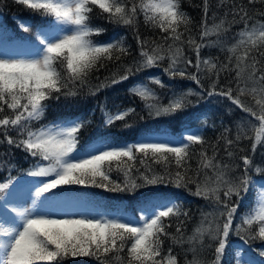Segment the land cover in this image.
<instances>
[{"label": "snow or ice", "instance_id": "snow-or-ice-1", "mask_svg": "<svg viewBox=\"0 0 264 264\" xmlns=\"http://www.w3.org/2000/svg\"><path fill=\"white\" fill-rule=\"evenodd\" d=\"M13 2L45 18L47 24L35 32L37 44L31 46L32 54L0 56V145L6 143L9 149L31 157L22 175L39 181L28 207L9 203L16 177L9 174L0 182V207L6 213L0 215V264H65L76 257H91L98 264H179L173 246L184 251L185 264H231L230 235L234 233L244 245L264 242V162L257 164L253 159L257 148L264 146V19H260L264 11L249 12V6L264 5V0H247L246 4L217 0L216 8L224 9L222 15L212 10L211 0H202L193 5L202 12L195 30L182 0ZM93 18L131 30L138 57L122 35L113 34L106 41L94 39L106 29L94 25ZM16 20L23 32H33L31 23L20 17ZM141 23L151 37L141 35ZM237 23L243 26L232 32ZM204 48L218 49L224 59L203 56ZM128 57H132L130 63ZM109 65L115 70L102 80L96 76L93 82V74ZM159 67L169 80L193 81L200 91H177L158 76L134 83L128 91L143 102L149 117L174 116L192 104L189 97H202L206 92L246 114L235 123V133L221 124L222 131L211 142L200 131L186 132L177 139L146 133L130 143L108 139L81 149L80 133L90 120L63 116L36 126L52 101H63L69 107L85 93L96 96ZM150 85L170 90L166 104ZM100 110L105 126L124 121L129 128L127 119L136 114L134 107L117 106L113 112L101 106ZM202 124L207 126V116ZM245 140L251 141L252 155L241 154L246 153L240 147ZM5 164L0 159V166ZM6 166L11 173L14 165ZM113 171L122 174V182L110 178ZM253 172L261 177L260 182L254 180ZM64 185L132 195L142 188L170 186L210 202L213 210L202 211L191 235L185 233L189 213L175 192L145 193L131 215L42 210V198ZM250 190L252 205L237 217ZM165 241H171L167 252ZM188 253L192 254L190 260ZM259 255L264 257V247ZM239 257L237 251L235 264H241Z\"/></svg>", "mask_w": 264, "mask_h": 264}, {"label": "trees", "instance_id": "trees-1", "mask_svg": "<svg viewBox=\"0 0 264 264\" xmlns=\"http://www.w3.org/2000/svg\"><path fill=\"white\" fill-rule=\"evenodd\" d=\"M236 2H243L246 4L247 0H236ZM201 3L202 0H182V8L192 18L194 22V30L200 23L202 12L200 8L193 7V5H199ZM216 4L217 0H211L212 10L217 11L218 15H222L224 9H217ZM253 9L264 11V5L255 4L249 6L250 14H252ZM209 15L211 16V13ZM17 17H20L25 22L31 23L33 26V32H23L17 23ZM260 19H264V17H260ZM92 23L94 25H102L106 29L103 35L94 37V39L98 41H106L113 36V34L122 35L126 38L127 44L131 46L133 54L138 57L136 41L131 30L108 24L105 21L96 18H93ZM209 23H211V20H209ZM46 24L47 20L45 18L35 15L24 9L22 6L15 4L13 0H0V51L7 53L11 52L22 57L32 54L31 46L37 44L35 32L39 30L38 26H46ZM242 26V24L237 23L233 26L232 32L238 31ZM139 31L142 36L151 37L152 35V33L143 26V23H141ZM202 55L205 57L209 55L213 57L219 56L220 59L223 60L225 54L221 53L216 48H204L202 49ZM131 60L132 57L126 58V62L128 63H130ZM114 70L115 68L112 65H109L107 69H101L99 72L93 74V82H95L96 76H99L102 80ZM148 76L160 77L165 84L170 85L177 91H186L189 88L196 92L200 91L193 81L181 79L169 80V78L163 73V67L151 68L138 73L136 76L131 77L128 81H125L122 84L103 89L97 93L96 96H90L85 93L69 107H66L63 101L59 104L52 101L51 107L46 113L45 118L38 122L36 126L38 127L39 124L48 123L49 121L63 116H79L90 120V124L80 133V147L83 149L86 145L92 142L100 143L108 139L130 143L139 135L146 133L164 135L177 139L186 131H200L203 133L205 139L211 142L215 141L216 137L222 131L221 124L232 127L234 134L235 123L239 121L241 117H246V114L240 112V110L236 109L234 105H230V102L227 100L216 96L208 97L206 92L203 93L202 97L195 95L189 97L192 104L184 111L178 112L174 116L159 118L149 117L144 110L143 102L128 91L130 86L137 82L146 81ZM223 82L224 80L222 77L221 83ZM203 83L205 87L208 86L207 80L203 81ZM150 86L156 89L157 94L163 98L162 102L166 104L168 102L167 96L171 95L170 90L168 88L160 89L155 85ZM244 99L246 102L251 103L247 98ZM101 106H104L113 112L116 110L117 106L121 108L134 107L136 109V114L127 119V122L131 124V127L125 128L124 121H117L111 126H105L103 113L100 110ZM205 116H207V126L202 124V120ZM141 117H143V119H141ZM212 125H215V127H212ZM12 135L15 136V133L13 132ZM249 135H254V133L250 131ZM240 147L246 149V153L241 154L252 155L251 141H242ZM208 154L210 155L211 153L209 152ZM0 159L6 162L4 166H0V182H4L9 174L17 178L14 182V189L9 194V203L13 204L14 201L12 196L17 194L21 185H29L32 182L33 178L22 175V172L29 168L32 158H26V154L19 149H9L5 143L4 145H0ZM253 159L257 164L264 162V146L257 148ZM190 163L195 166V161H190ZM7 164L14 165L11 173H9V169L6 166ZM155 167L159 168L158 165ZM252 175L254 180L258 182L261 181V177L256 173L253 172ZM110 178L117 182L123 181L122 174L117 171L111 172ZM190 187L194 190V186ZM156 191H169L180 194L184 201L183 208L189 213V219L185 224L186 235H191L195 227L200 223L202 219V211L208 213L213 210L210 202L205 201L200 197L188 195L183 189H175L170 186L167 188L165 186H159L158 188H142L138 190L136 194L132 195L121 192H109L105 191L103 188L91 186L64 185L47 193V196L42 198L41 208H53L66 201L80 199L83 200L87 206L98 211H113L122 207L125 211H131L133 213V209L138 207L137 202L144 198L145 193L150 194ZM252 202L253 192L250 190L240 204L237 217H239L241 213H244L252 205ZM2 203L3 202L0 201V204ZM5 214L3 207H0V215ZM136 214H138V212ZM170 231H174V228L170 229ZM229 242L231 244V264H235V253L237 251L240 252L239 259L241 260V264H264V257L259 255V250L264 247V242L255 240L249 245H244L234 233L230 235ZM170 244L171 241H165V252H167ZM184 248H187V245H184ZM173 251L174 254H179V264H185L184 251L178 246H173ZM204 256L207 259H211L210 253H205ZM187 259H192L191 253L187 254ZM226 259L228 258L226 257ZM65 264H98V261L91 257H76L69 258L65 261Z\"/></svg>", "mask_w": 264, "mask_h": 264}, {"label": "rangeland", "instance_id": "rangeland-1", "mask_svg": "<svg viewBox=\"0 0 264 264\" xmlns=\"http://www.w3.org/2000/svg\"><path fill=\"white\" fill-rule=\"evenodd\" d=\"M2 55H10V56H19L17 54H13L11 52H2L0 51V56ZM26 57V56H25ZM189 132V131H186ZM185 132V133H186ZM159 138L161 139H174L172 137L164 136V135H158ZM37 178H33V183L29 186H23L21 191L17 193V195L14 196V203L23 206V207H28L31 205V199H32V192L34 191V188L38 185L39 181H36ZM62 187V186H60ZM59 188V187H58ZM50 208H42V210H46ZM55 209H58L62 212H68L69 214H77V215H99V214H107L110 216H119L122 214H129L131 215L132 213L130 211H125L122 207H120L117 211H114L112 213H107V212H101L96 209H93L89 206H87L84 201L79 200V199H74L70 200L62 205H59L55 207ZM139 213L137 214V216Z\"/></svg>", "mask_w": 264, "mask_h": 264}]
</instances>
